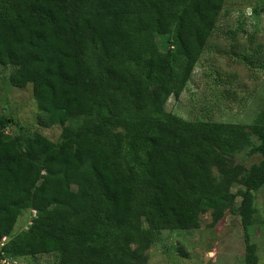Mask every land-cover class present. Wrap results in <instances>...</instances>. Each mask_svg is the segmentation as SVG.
<instances>
[{
    "label": "trees",
    "instance_id": "trees-1",
    "mask_svg": "<svg viewBox=\"0 0 264 264\" xmlns=\"http://www.w3.org/2000/svg\"><path fill=\"white\" fill-rule=\"evenodd\" d=\"M223 3L0 0V65L12 68L13 87L31 85L40 125L62 127L56 143L6 137L9 119L0 116L6 256L147 264L160 231L197 229L207 211L217 222L240 197L245 264H258L247 229L264 185V123L188 121L165 109ZM244 152L260 156L248 170L233 161ZM25 210L36 218L12 236Z\"/></svg>",
    "mask_w": 264,
    "mask_h": 264
},
{
    "label": "rangeland",
    "instance_id": "rangeland-1",
    "mask_svg": "<svg viewBox=\"0 0 264 264\" xmlns=\"http://www.w3.org/2000/svg\"><path fill=\"white\" fill-rule=\"evenodd\" d=\"M11 71L0 65V116L9 119L5 136L25 139L38 133L56 143L62 127L40 125L31 85L13 87L8 80ZM165 109L188 121L264 123V0H224L185 88L178 98L168 99ZM259 160V155L247 152L233 159L246 170ZM214 174H218L216 169ZM240 189L243 187L234 186L232 191ZM239 203L237 197L217 222L207 211L199 215L197 229L160 231L146 251L147 264H245ZM29 220L30 211H23L12 236L26 230ZM247 233L256 246L258 264H264V185L253 193ZM17 262L56 264L57 255L29 254Z\"/></svg>",
    "mask_w": 264,
    "mask_h": 264
},
{
    "label": "built area",
    "instance_id": "built-area-1",
    "mask_svg": "<svg viewBox=\"0 0 264 264\" xmlns=\"http://www.w3.org/2000/svg\"><path fill=\"white\" fill-rule=\"evenodd\" d=\"M36 218V211L31 210L30 211V220L28 222V227L32 224V220ZM27 229V228H26ZM8 237H3L0 240V264H18L16 258H11L5 255V253L2 251L3 246L7 243Z\"/></svg>",
    "mask_w": 264,
    "mask_h": 264
}]
</instances>
